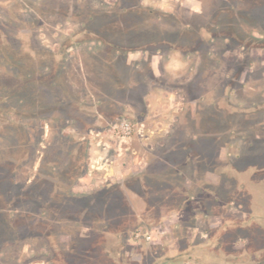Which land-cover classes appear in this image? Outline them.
<instances>
[{
    "label": "rangeland",
    "instance_id": "1",
    "mask_svg": "<svg viewBox=\"0 0 264 264\" xmlns=\"http://www.w3.org/2000/svg\"><path fill=\"white\" fill-rule=\"evenodd\" d=\"M115 2L0 0V198L15 192L19 198L13 212L4 211L0 202V264H31L48 254L57 264H150L151 249L134 238L139 229L154 235L152 246L164 238L175 248L179 238L184 242L189 236L190 224L201 229L194 237L201 241L209 222L228 215L227 221L244 231L221 226V234L244 241L242 235L254 234L252 227L264 243V43L257 41L264 40L263 10H250L249 0L242 10H228L223 1L227 9L216 16L221 24L196 31L168 19L120 24L133 15L112 12ZM146 2L155 12L172 13L179 5L178 0ZM184 2L190 13L191 7L200 10L191 0ZM210 4L204 20L212 19ZM180 31L189 33L186 42L194 33L206 36L189 45L193 52L177 39L153 42L149 51L141 47L144 39ZM228 81L232 86L225 98ZM130 88L135 92L128 100L124 92ZM128 102L144 113L141 122L124 116L130 112ZM123 119L134 125L130 139L116 134L115 125ZM39 161L42 172L57 178L75 182L88 176L91 194L56 213L59 220L53 221L59 223L42 224L36 247L28 231H21L28 211L19 223L1 224L16 208L27 209L41 189L44 181L34 175ZM70 165L74 169L67 172ZM17 170L25 173L18 188ZM118 187L123 203L116 200ZM110 192L113 203L106 201L112 196L105 198ZM190 193L198 195L194 203L188 201ZM193 215L197 218L190 221ZM164 219L172 231L151 228ZM128 239L134 244L129 249ZM21 242L25 251L17 259ZM221 254L225 262L243 255L239 250Z\"/></svg>",
    "mask_w": 264,
    "mask_h": 264
},
{
    "label": "crops",
    "instance_id": "2",
    "mask_svg": "<svg viewBox=\"0 0 264 264\" xmlns=\"http://www.w3.org/2000/svg\"><path fill=\"white\" fill-rule=\"evenodd\" d=\"M73 169H74V167H72L70 165V166H68L66 171L72 172ZM41 170H42V161H39L37 166L34 167V175L36 174L37 177H39V178L41 177L40 178V179H42L41 181H44V182H43V185H41V189H38L37 193H33L35 195L34 198L31 201L29 200V202H31V204L27 205V209H22L23 212H20L21 210L16 208V213L12 214L13 217H9V219H6V220L4 218H2L4 221L2 220V224H1V225H3L4 222H6L5 224L7 226V223L8 224L16 223V222L19 223L21 221V218H23L24 214L28 211L29 217L26 216L23 219L24 226H21L22 227L21 231H22V233H25V231H28V234H29L28 238H32V241L34 243H36V247H37L38 242H39L38 238L40 237L39 235L41 234L40 231H41V225L42 224H45L47 226V224L51 223V221L54 222L53 220L57 219V217L55 218V215L59 216L56 213L62 212L64 208H67L69 205L68 203L70 201H73V200H75L77 202L83 201L84 200L83 197L91 194V191H88V189H87V185H89V183H90V182H88V180H89L88 176L81 175L80 177L77 178V180L75 182H73L72 178H57L56 175H51V174L48 175L50 173L49 171L42 172ZM19 175H20V172H19V170H17L15 181H16V183L19 182L21 185L22 183L19 181V177H20ZM136 182L141 184L140 179H139V181H136ZM19 183H18L17 188L19 187ZM118 184H120V182H118ZM185 184L186 183L184 182V185ZM45 190H46V192L48 191V193H46ZM98 192H100V190ZM16 194H17V192L14 193V195H16ZM14 195H6L4 198L3 197L0 198L1 204H3L5 207L4 211L7 210L9 212H13L11 210L15 208V205L19 207V198L15 197ZM116 200L119 201V197H117ZM53 207H54V209H52ZM182 211H183V209L177 210L178 216L179 215L181 216ZM28 218H30V219L28 220ZM196 218H197V216L193 215L191 217L190 221H194ZM57 220H59V219H57ZM161 221L162 222L160 223L159 226L158 225H157V227L151 226V228L154 229V228H159L160 226H162L163 229L169 228L168 230H170V231L173 230L174 227L168 226L167 220L164 219ZM55 222L59 223V221H55ZM11 225L12 224H10V226ZM190 225L188 227H186V228H188L187 231L190 232L189 236L186 239H184L185 240L184 242L180 241L181 238H179V240L176 239V241L178 240V243H177V246L175 248H172L169 246L170 242L163 241L164 238H162V239L160 238L159 240H157L154 243L155 245L152 246L151 242L154 241V235L148 231L149 233L152 234V241L151 242H145L144 241L146 243V245L143 244L145 247L143 245L142 246L145 249H148V248L151 249L150 250L151 251L150 252V254H151L150 255L151 256L150 257L151 258L150 264L165 263V262H167L166 260L170 259V257H171V256H169V254L176 255L178 253H182L185 251H188L190 253L191 259L193 260V262L195 264H210L209 263L210 260H205V255L207 253H211V251H210L211 248H209L210 242L202 241V240L206 239L205 238L206 235H202L201 236L202 238L200 237V239H202L201 241L200 240L195 241L194 237L197 235L198 230H201V229H199V227H196L195 225H193V226H190ZM56 228H59V226L57 225ZM21 231H19V232H21ZM162 232L164 234L163 230H162ZM203 232L206 233V229H204V231H202V233ZM172 236H174V235H172ZM56 238H58L57 235H56ZM22 243L23 242H21V246H20L21 251H18V253H17V259L18 258L21 259V257H22L21 254L25 251L24 244H22ZM18 244H16L15 247L19 248ZM150 244H151V246H150ZM157 245H160V248L162 249L161 254L158 251H156ZM132 246H134V244L131 242L130 239H128L127 242L125 243V248L129 249V247H132ZM12 249H14V247H12ZM36 249L37 248L34 247L32 250H34V252H35ZM14 250H16V248ZM122 252H123V249L120 251V254H119L120 257L119 258L121 260H124V258L122 256ZM174 253H176V254H174ZM130 255L133 259H136L135 255H137V254H135V255L130 254ZM125 261H127V260H125ZM32 262L33 263H31V264H50V263L51 264H57L56 256H54L52 254L51 255L48 254L47 259L41 258V260L39 259V261L33 260Z\"/></svg>",
    "mask_w": 264,
    "mask_h": 264
},
{
    "label": "flooded vegetation",
    "instance_id": "3",
    "mask_svg": "<svg viewBox=\"0 0 264 264\" xmlns=\"http://www.w3.org/2000/svg\"><path fill=\"white\" fill-rule=\"evenodd\" d=\"M178 1H179V5H176V7L173 8L172 13H168V12H164V11H161V12L160 11H158V12L153 11V9H156V8H154L153 6H148L146 0H116V2L114 4L115 7L113 8L114 10H112V12H116L118 14H121V12H123V14L127 13L128 15H133L132 17H124L123 19L118 20V21H120V24L126 23V21H130V23H134V24H139V23L144 24V23H148V21H149L148 19L152 20L153 18H155L157 20L161 19L162 21L163 20L165 21L166 19H168L166 22H169V20H170V22L172 24L186 25V27H189L193 30L199 31L200 29H202V30L206 29L208 26L207 24H209V23L212 24L215 22L218 25L221 24L220 21L217 22L218 17L216 18V16H218V14L221 11H224L227 9V7L224 4L225 2L229 4L228 10H231L233 8H236V7L238 9L242 10L247 6V0H219V1L209 0V3H211L209 6L214 4V6L211 7L213 10V13L211 14L212 19L206 20L207 18L205 16V20H204L201 16H202V14H205L204 11L206 9V5H207L208 0H191L192 1L190 3L191 6H193V7L197 6L200 9V10H194V8L191 7V10L193 11L191 13L189 12L190 10L189 11L186 10V8L188 9L189 7H187L185 5V2H184L185 0H178ZM215 1L217 2V5H216ZM223 1H225V2H223ZM222 4H224V5L221 6ZM115 18L119 19L121 17L119 16V17H115ZM215 18H216V20L214 21ZM116 21H117L116 19H113V23H117ZM201 26H203V27H201ZM133 29L130 30V32L133 31ZM134 34L135 33H133L129 36L130 39L132 38V40H134V38H135V36H133ZM186 34L189 35V33H186L185 31H180L176 35L169 37V38H168L169 35H167V37H165V35H163V37L161 36L156 41H152L150 39H144L145 41L142 43L143 45H141V47H143V48L145 47V49L149 51L152 48V45H155V44H153V42L158 44V45L159 44H168L167 42L170 39H172V40L177 39V41H180L183 44L182 49H184V47H185L186 51H190L188 49L189 45L194 46V44L199 43V41H204L205 36H206L205 34L201 36L199 34L194 33L193 38L190 40H188V38H187L188 42H186L184 40L186 38ZM216 39L217 38H214L213 41L212 40H208V41H211L213 43V42H215ZM219 39L225 40L226 38L223 37V38H219ZM103 40H105V38ZM211 42H208V43H210V46L212 44ZM173 43H172V45L175 46V44H173ZM188 43H192V44H188ZM132 46L135 47V44L132 43ZM113 48L118 49V50L120 49V48H116V47H113ZM193 51L194 50H192L190 52H193ZM210 51L207 53L208 55H211V53L213 51L215 52L214 49H212ZM205 55H206V53H205ZM134 92L135 91L133 88L132 89L130 88V90L128 92H124L126 99H128V100H129V98L132 99L131 94ZM114 99H115L114 101H116L117 104H123L119 100H116V98H114ZM133 102H135V100H133ZM128 103L130 104V105H127L128 111H130V112H128L124 116L125 117L127 115L132 116L135 123L141 122V119H142L144 113L138 114L136 111V108H135L136 106H134L130 102H128ZM124 116H118L117 119L123 118ZM101 117H103V116L100 113V118ZM112 122H114V120ZM112 122H109L108 125L111 124ZM84 132H85L84 134H86V135L88 134V130L84 129ZM20 175H21V177H23L25 175V173L22 172ZM21 177L19 178L20 182H21V180H20ZM22 191H24V190L22 189ZM27 203H28V205L31 204V202H29V201H27Z\"/></svg>",
    "mask_w": 264,
    "mask_h": 264
},
{
    "label": "trees",
    "instance_id": "4",
    "mask_svg": "<svg viewBox=\"0 0 264 264\" xmlns=\"http://www.w3.org/2000/svg\"><path fill=\"white\" fill-rule=\"evenodd\" d=\"M249 2L251 3L250 10L253 11L252 8L254 7V9L257 8V9L263 10V13H264V0L263 1L249 0ZM257 41H262V43H264V40L257 39ZM231 86H232V84L228 81V85L226 86V93L224 95L225 98L227 97V95L229 93L228 90L231 89ZM215 136L216 135L211 136V141L216 140ZM214 153L215 152H213V155H214ZM207 154H210L209 151ZM218 159H219V157H218ZM220 169H221V167H220ZM220 169L217 170L218 171V174H217L218 177H220L219 176ZM228 169L229 168H227V167L225 169L223 167V171H227ZM177 173L180 174L179 172H177ZM120 190H121L120 187H118L117 192L120 195L119 201L123 203L124 199H123V196L121 195L122 192H120ZM105 195H106L105 198H107L108 196H112L113 197L112 199L109 200L107 198L106 201L113 203V201L115 200L114 199V193L113 192L105 193ZM196 196L198 197V195H196L194 193L193 194L190 193V195L188 196L189 197L188 201H190L189 203H194V201H196V200H194ZM212 199H214V200L216 199L215 201L216 202L218 201L217 203L224 205L217 198L213 197ZM200 207H203V206H200ZM244 209H245V206L243 205V211H244ZM226 218L227 219L219 218L218 221H216L215 223L209 222V224L206 228V237H205L206 239H204L202 241L210 242V243L213 242L216 245V247L211 248V246L209 245L210 246L209 248H211V250H210L211 253H207L205 255V260H210L209 261L210 264H218V262L220 263L221 259L223 260V257L221 254L222 251H224V252L229 251L231 253H235V252H238V250H239L243 255L237 256L234 259H228V261L231 260L229 262H225L224 260H223V262H225V264H228V263H230V264H263L264 263V243L260 242V240H259V236L261 234L258 232V230H254L252 227H249L250 232L251 231L254 232L253 235H251V234H250V236H246L245 234L242 235L241 237L245 239L244 241H242L238 238L233 239L234 234L229 233L228 235H230L231 237H228L227 233L221 234L219 232L221 226H224V230H228V231L240 232V231H244V230H243V228H241L242 226L236 227L237 225L232 223L233 221H231V222L227 221V220H231L232 216L228 215V216H226ZM241 222H242V219L241 220L238 219L237 223L239 224ZM227 224H228V226H226ZM232 224L235 225V227H231ZM222 245H224L225 247L223 249L219 250L220 246H222ZM213 250H215L216 252H214ZM217 252H219V253H217ZM169 256H171L170 259L166 260L167 262H165V263H169V262H172L174 260L175 261L176 260H182L184 262V264H195L193 262V260L191 259V255L188 251L178 253L176 255L169 254ZM165 263H161V264H165Z\"/></svg>",
    "mask_w": 264,
    "mask_h": 264
},
{
    "label": "built area",
    "instance_id": "5",
    "mask_svg": "<svg viewBox=\"0 0 264 264\" xmlns=\"http://www.w3.org/2000/svg\"><path fill=\"white\" fill-rule=\"evenodd\" d=\"M117 130L116 134L119 138L127 139L131 138L134 133V125L127 119L121 120L117 125H115ZM134 238L136 240H143L145 242L152 241V234L144 229H139L135 232Z\"/></svg>",
    "mask_w": 264,
    "mask_h": 264
}]
</instances>
